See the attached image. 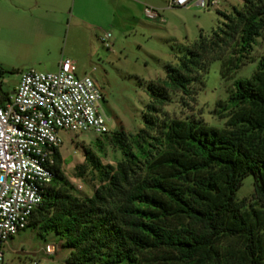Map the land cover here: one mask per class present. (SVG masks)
<instances>
[{
  "label": "trees",
  "instance_id": "1",
  "mask_svg": "<svg viewBox=\"0 0 264 264\" xmlns=\"http://www.w3.org/2000/svg\"><path fill=\"white\" fill-rule=\"evenodd\" d=\"M242 1L229 14L217 10L221 20L209 34L172 48L178 63L165 65V79L147 83L143 126L131 141L123 131L110 136L123 160L105 165L84 150L99 181L92 196L72 194L57 153L53 180L27 227L62 240L66 264H152L145 255L155 250L164 252L155 262L166 264H215L223 256L230 264H264V210L244 212L235 199L252 175L255 197L264 203V57L249 78L234 81L229 130L162 110L172 94L203 86L211 62H221L223 78L245 65L264 33V0ZM12 72L0 65V78ZM0 93L1 103L10 94L1 82ZM224 238L239 245L221 252Z\"/></svg>",
  "mask_w": 264,
  "mask_h": 264
},
{
  "label": "rangeland",
  "instance_id": "2",
  "mask_svg": "<svg viewBox=\"0 0 264 264\" xmlns=\"http://www.w3.org/2000/svg\"><path fill=\"white\" fill-rule=\"evenodd\" d=\"M151 1L158 9L166 7L165 0ZM232 6L241 8L243 1L219 0L217 7L229 14ZM194 8L167 7L161 11L165 19L161 23L146 15L136 19L128 9L112 12L111 9L95 10L75 3L66 11L57 34L49 38L29 34L21 36L20 26L0 25V65L13 70L0 78L4 91L11 93L19 83L20 74L26 70L57 71L62 58L75 63L77 76L89 74L101 88L103 111L109 118V132L97 135L93 131H59L62 141L59 147L61 170L71 182L74 196H92L99 185L97 173L86 160L84 150H90L105 165L115 166L123 160L121 150L112 143L110 136L115 131H123L124 137L131 141L143 126L142 115L150 101L147 83L165 79V65L178 63L180 53L175 51L177 45L193 43L200 32L209 34L217 27L221 17L216 8ZM13 29L18 32H12ZM30 29L29 24L24 26L25 31ZM104 33H110V48L99 40ZM261 57H264V33L255 39L245 65L223 78L221 62H211L201 77L204 85L193 84L188 95L180 92L172 94V102L162 107L163 112L171 118L199 120L208 126L229 130L232 114L229 97L234 90V81L249 78ZM131 147L136 151L134 144ZM235 199L243 202L244 212L264 210V203L255 197L252 175L243 179ZM46 244L56 246L53 255L45 253ZM238 245V241L224 238L221 252L229 246ZM3 250L7 264H66L69 253L56 235L42 238L34 227H26L16 233L5 243ZM163 253L162 250L150 251L145 258L152 264H166L163 260L155 262ZM231 262V257L223 256L215 264ZM138 264L145 263L141 261ZM169 264L186 263L172 261Z\"/></svg>",
  "mask_w": 264,
  "mask_h": 264
},
{
  "label": "built area",
  "instance_id": "3",
  "mask_svg": "<svg viewBox=\"0 0 264 264\" xmlns=\"http://www.w3.org/2000/svg\"><path fill=\"white\" fill-rule=\"evenodd\" d=\"M165 2L168 8L195 4L203 10L219 5V0ZM144 14L165 22L153 7H145ZM109 39L110 33L99 38L106 48H110ZM13 91L0 103V264H7L5 243L28 226L53 180L62 143L59 131L109 132L101 88L89 74L77 76L75 63L68 58H62L54 72H22ZM56 250L53 244L44 248L48 255Z\"/></svg>",
  "mask_w": 264,
  "mask_h": 264
},
{
  "label": "crops",
  "instance_id": "4",
  "mask_svg": "<svg viewBox=\"0 0 264 264\" xmlns=\"http://www.w3.org/2000/svg\"><path fill=\"white\" fill-rule=\"evenodd\" d=\"M92 7L95 10L111 9L112 12L118 10H130L134 18H142L145 7H153L151 0H0V25L9 23L12 26H20V35L29 34L31 36L52 37L57 34L58 26L66 11L74 4ZM197 5L192 4L186 8L195 9ZM160 12L166 7L158 9ZM218 10V7L216 8ZM114 16V15H113ZM29 24L31 29L24 30V26ZM18 32V30H12Z\"/></svg>",
  "mask_w": 264,
  "mask_h": 264
},
{
  "label": "water",
  "instance_id": "5",
  "mask_svg": "<svg viewBox=\"0 0 264 264\" xmlns=\"http://www.w3.org/2000/svg\"><path fill=\"white\" fill-rule=\"evenodd\" d=\"M14 91L11 92V94L13 93Z\"/></svg>",
  "mask_w": 264,
  "mask_h": 264
}]
</instances>
